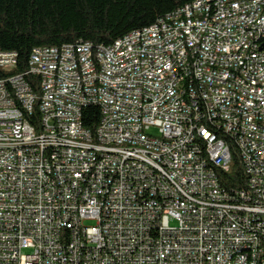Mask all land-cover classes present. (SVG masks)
<instances>
[{
	"label": "built area",
	"instance_id": "2783aa9c",
	"mask_svg": "<svg viewBox=\"0 0 264 264\" xmlns=\"http://www.w3.org/2000/svg\"><path fill=\"white\" fill-rule=\"evenodd\" d=\"M263 45L264 0H196L22 74L0 52V264H264Z\"/></svg>",
	"mask_w": 264,
	"mask_h": 264
},
{
	"label": "trees",
	"instance_id": "16d2710c",
	"mask_svg": "<svg viewBox=\"0 0 264 264\" xmlns=\"http://www.w3.org/2000/svg\"><path fill=\"white\" fill-rule=\"evenodd\" d=\"M196 0H0V52H15L17 67L12 75L27 70L34 48L60 47L89 42L93 47L107 46L118 38L153 25L158 19ZM35 94L39 79L26 77ZM37 106L29 122L38 120ZM99 109L83 111L85 129L94 132ZM228 172L216 170L220 186L241 189L246 178L239 155L230 146Z\"/></svg>",
	"mask_w": 264,
	"mask_h": 264
},
{
	"label": "water",
	"instance_id": "95a60500",
	"mask_svg": "<svg viewBox=\"0 0 264 264\" xmlns=\"http://www.w3.org/2000/svg\"><path fill=\"white\" fill-rule=\"evenodd\" d=\"M262 49H264V45H263Z\"/></svg>",
	"mask_w": 264,
	"mask_h": 264
}]
</instances>
